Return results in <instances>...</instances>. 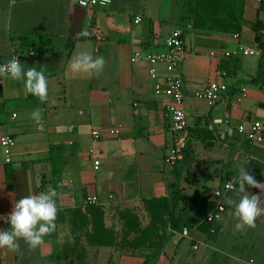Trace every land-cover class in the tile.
Wrapping results in <instances>:
<instances>
[{
	"label": "crops",
	"instance_id": "0c3cea01",
	"mask_svg": "<svg viewBox=\"0 0 264 264\" xmlns=\"http://www.w3.org/2000/svg\"><path fill=\"white\" fill-rule=\"evenodd\" d=\"M109 1L105 7L81 8L77 0H0V64L23 53L21 66L43 68L48 81L44 103L22 81L3 78L0 86V137L14 140L8 157L0 146V217L5 218L0 230L10 227L6 218L16 201L49 186L58 192V210L81 207L87 196H95L105 210L106 225L117 229L116 209L138 212L142 199L168 196L173 183L181 195L191 198L198 192L209 196L211 204L213 191L232 183L234 188L223 197L225 212L216 221L218 239L210 242L198 231L187 238L174 232L154 264H264V215L255 228L237 230L234 208L226 202L238 200L236 177L245 161L246 170L264 184V145H254L236 131L241 123L264 116V0L242 2L241 18L255 29L244 28L239 43L257 53L231 59L222 53L235 46L232 34L191 28L185 20L188 0ZM92 19L95 29L90 32L96 38H77ZM173 30L184 38L183 63L173 75L183 81L190 145L188 160L180 165L169 161L175 146L164 117L165 99L152 91L154 81L166 74L158 66L151 77L143 61L164 50ZM44 41L50 51L39 55ZM83 49L105 59L101 74L71 73L69 61ZM209 82L226 86L213 105L193 96ZM37 108L42 109V128L31 118ZM114 128L120 129L116 137L107 133ZM94 129L101 138H91L84 148L83 133L91 136ZM51 147H58L52 157ZM246 191L261 196L264 208L260 189L246 185ZM56 225L35 249L23 240L15 251L0 248V264H142L148 253L74 245L68 226Z\"/></svg>",
	"mask_w": 264,
	"mask_h": 264
},
{
	"label": "trees",
	"instance_id": "16d2710c",
	"mask_svg": "<svg viewBox=\"0 0 264 264\" xmlns=\"http://www.w3.org/2000/svg\"><path fill=\"white\" fill-rule=\"evenodd\" d=\"M244 0H188L184 5L185 20L195 30L240 34L246 27L255 29L253 24L241 18L242 2ZM95 29L92 19L87 30ZM91 33V32H90ZM91 33L87 38L94 40ZM262 64L264 63V47ZM47 41L38 46V53L49 52ZM38 70V69H37ZM260 75L254 81L259 80ZM32 97V96H30ZM189 144V143H188ZM186 145L185 155L176 164L188 160L190 145ZM58 147H51L52 153ZM174 163V164H175ZM52 173L56 167L52 166ZM175 174L176 173L175 169ZM209 196L201 197L198 192L193 197L181 195L178 184L173 183L168 196L142 199L141 210L146 214L147 222L143 224L133 209H116L115 214L120 222L119 228L107 226L106 213L101 205H85L58 210L56 223L66 224L74 245L86 244L97 247H115L128 250L148 251L142 264H154L162 253L164 245L172 233H181L186 229L189 233L198 231L204 234L210 242H215L219 236L216 222L208 221L214 213V204L207 202Z\"/></svg>",
	"mask_w": 264,
	"mask_h": 264
},
{
	"label": "clouds",
	"instance_id": "9594fccd",
	"mask_svg": "<svg viewBox=\"0 0 264 264\" xmlns=\"http://www.w3.org/2000/svg\"><path fill=\"white\" fill-rule=\"evenodd\" d=\"M95 2V0H93ZM107 0H102V3ZM85 0H81V5ZM91 33L82 29L76 34L77 38H87ZM68 68L73 74L99 75L104 71L105 59L102 56L94 57L88 49L76 52L69 61ZM0 78H8L13 81H22L26 91L37 97L41 103L48 99V81L44 69L37 70L36 67L25 69L21 66L19 59L13 56L6 63L0 65ZM31 118L38 128H42V109H34ZM245 161L238 170L236 177L238 188L234 189L238 200L227 199V204L234 208V217L238 220L237 230L255 228L256 220L264 215V208L261 207V196L250 195L246 191V185L250 188H258L264 193V184L256 181L255 177L246 170ZM233 189L232 183L227 185ZM58 192L49 186L46 191L37 194H30L22 197L14 203L11 213L7 216L6 222L10 227L7 230H0V248L15 251L18 241L23 240L30 249H35L44 243V238L52 234L56 228L58 209L56 198ZM0 219H5L0 217Z\"/></svg>",
	"mask_w": 264,
	"mask_h": 264
},
{
	"label": "built area",
	"instance_id": "2783aa9c",
	"mask_svg": "<svg viewBox=\"0 0 264 264\" xmlns=\"http://www.w3.org/2000/svg\"><path fill=\"white\" fill-rule=\"evenodd\" d=\"M244 1H253L255 3H260V0H244ZM110 1L102 3V0H85V4L81 5V0H77V4L81 8H90L94 6L105 7L109 5ZM139 19L135 20V23H138ZM264 34V31H262ZM232 39L236 42L235 46L232 49L226 50L222 53V56L225 59L237 58V57H246L252 56L257 53L256 48L249 49L239 43V34H232ZM164 50L162 52H153L147 54L143 61L147 67V73L151 77H156V72L158 66H162L164 73L166 74L163 79H156L153 84V96L156 98H164V117L169 122V128L173 135L174 139V151L172 157L169 161L172 163L180 160L182 158V152L188 142V128L186 117L183 109V99H184V87L183 81L180 77L174 76V72L177 71L184 59V38L182 33L179 30H173L165 38L163 42ZM22 54L13 53L8 60L13 56L17 57L19 61L22 59ZM32 56V53L29 52L27 57ZM264 57V54H263ZM25 58V57H23ZM7 60V61H8ZM6 61V62H7ZM3 62L0 65L6 63ZM3 83V78H0V86ZM226 93V86L217 82H209L201 90L193 94L194 98L197 100L205 101L209 104L217 103L223 94ZM13 118L15 115L12 116ZM236 131L238 135H241L245 140L249 141L254 145H264V116L260 120H254L247 123H241L237 126ZM110 136L116 137L120 133L119 128L110 129L107 131ZM91 138L93 142L98 141L101 138V132L99 130L91 131ZM14 145V140L10 135H3L0 137V146L3 149L4 155L9 156L10 149ZM90 154L92 152L90 151ZM6 162H9L6 159ZM99 167V162L97 160L93 161V169L97 170ZM215 189L212 193V202L214 204V213L210 214L207 218L208 221L216 222L219 216L225 212L223 206V197L228 189L227 185ZM98 199L95 196H87L83 201V206L85 205H98ZM183 238L189 236V232L186 229L180 233ZM196 249V247H193Z\"/></svg>",
	"mask_w": 264,
	"mask_h": 264
},
{
	"label": "rangeland",
	"instance_id": "374dc122",
	"mask_svg": "<svg viewBox=\"0 0 264 264\" xmlns=\"http://www.w3.org/2000/svg\"><path fill=\"white\" fill-rule=\"evenodd\" d=\"M83 137H84V140H85V146H84V148H86V147H88L89 144H90V139H91L90 131H85V132L83 133ZM181 155H182V158H183L184 155H185V150L182 152ZM182 158H181V159H182ZM178 161H179V160H178ZM137 214H138V216H139L141 222H142L143 224H146V222H147L146 214L143 213L142 210H139V211L137 212Z\"/></svg>",
	"mask_w": 264,
	"mask_h": 264
}]
</instances>
